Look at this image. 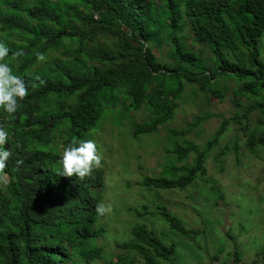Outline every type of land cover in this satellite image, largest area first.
<instances>
[{"label": "trees", "instance_id": "1", "mask_svg": "<svg viewBox=\"0 0 264 264\" xmlns=\"http://www.w3.org/2000/svg\"><path fill=\"white\" fill-rule=\"evenodd\" d=\"M263 31L264 0H0V42L9 48L2 62L26 87L14 113L0 108L3 147L13 153L0 169V264H170L174 245L144 222L132 224L130 239L105 256L104 214L96 211L102 161L83 178L61 176L63 148L85 139L105 108L120 106L146 113L133 123L134 137L166 127L171 161L161 174L141 177L147 191L206 182L207 158L238 161L239 135L254 155L264 149V93L253 102L247 96L264 91ZM186 88L207 100L227 94L235 111L202 146L186 136L213 114L167 128ZM231 126L234 141L220 145ZM154 208L130 211L150 224L156 215L174 231L196 232L165 205ZM241 259L235 245L226 264H247Z\"/></svg>", "mask_w": 264, "mask_h": 264}, {"label": "rangeland", "instance_id": "2", "mask_svg": "<svg viewBox=\"0 0 264 264\" xmlns=\"http://www.w3.org/2000/svg\"><path fill=\"white\" fill-rule=\"evenodd\" d=\"M257 47L258 59L264 66V31ZM222 83L218 86L225 88ZM232 85L233 82L228 83L229 88ZM263 93L260 91L258 95L247 96L248 102L260 100ZM184 95L167 128L180 129L196 116L213 114L186 136L202 146L216 131L221 120L231 117L235 111L227 94L221 100L215 97L207 100L201 92L194 97L189 96L186 88ZM146 119L143 110L127 113L121 111L120 106L105 108L102 118L85 135V139L95 141L104 171L103 186L96 193L106 209L104 217L99 220L107 233V238L100 242L105 256L116 254L117 243L130 239L132 224L144 222L157 231L166 244L174 245L170 264H226L235 245L245 263L251 264L253 259L261 256L254 264H264V149L259 147L254 155L249 154L244 150L243 137L239 135L241 148L238 161L231 154L220 163H216L212 156L207 158L206 182L198 180L182 190L147 191L138 184L141 177L161 174L165 163L171 160L167 153L169 141L166 127H160L151 135H132L133 123ZM234 130L232 126L228 129L220 145L225 144L227 139L234 141ZM1 176L5 179L4 175ZM158 204L165 205L186 229L196 232L183 234L174 231L156 215L150 224L135 219L130 211L142 205H146L149 211H155L154 206Z\"/></svg>", "mask_w": 264, "mask_h": 264}, {"label": "clouds", "instance_id": "3", "mask_svg": "<svg viewBox=\"0 0 264 264\" xmlns=\"http://www.w3.org/2000/svg\"><path fill=\"white\" fill-rule=\"evenodd\" d=\"M9 48L5 43L0 42V108L7 113H14L18 106V99L26 95V87L23 78L14 74L7 62H2L8 56ZM15 52L13 55H19ZM36 58L40 61L45 59L42 53L37 52ZM8 132L0 126V169L5 167L6 161L13 154L11 148H4ZM101 156L98 153L97 145L93 139H81L69 143L63 148L59 160V175L71 177L76 175L83 178L88 175L94 167L100 165ZM19 163V161H18ZM96 211L102 215L105 213V206L97 204Z\"/></svg>", "mask_w": 264, "mask_h": 264}]
</instances>
